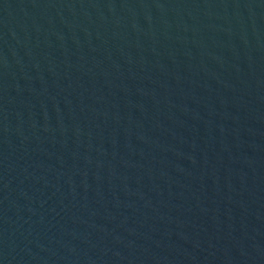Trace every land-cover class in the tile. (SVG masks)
Listing matches in <instances>:
<instances>
[{"label":"water","instance_id":"1","mask_svg":"<svg viewBox=\"0 0 264 264\" xmlns=\"http://www.w3.org/2000/svg\"><path fill=\"white\" fill-rule=\"evenodd\" d=\"M0 264H264V0H0Z\"/></svg>","mask_w":264,"mask_h":264}]
</instances>
